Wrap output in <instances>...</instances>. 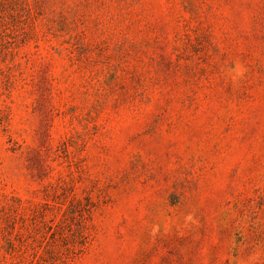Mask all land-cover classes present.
<instances>
[{"label":"rangeland","instance_id":"rangeland-1","mask_svg":"<svg viewBox=\"0 0 264 264\" xmlns=\"http://www.w3.org/2000/svg\"><path fill=\"white\" fill-rule=\"evenodd\" d=\"M0 264H264V0H0Z\"/></svg>","mask_w":264,"mask_h":264}]
</instances>
